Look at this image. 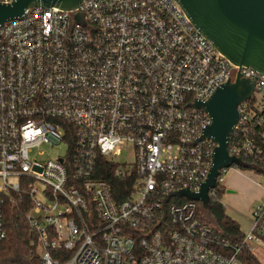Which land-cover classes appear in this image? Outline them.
I'll return each instance as SVG.
<instances>
[{
	"label": "built area",
	"instance_id": "obj_1",
	"mask_svg": "<svg viewBox=\"0 0 264 264\" xmlns=\"http://www.w3.org/2000/svg\"><path fill=\"white\" fill-rule=\"evenodd\" d=\"M75 11L34 7L0 26V240L5 207L24 203L41 264L264 263V199L240 241L186 196L169 198L161 222L166 195L198 191L212 167L216 143L200 139L211 119L192 104L238 73L255 90L229 150L264 154V75L227 59L177 0H83ZM45 145L65 151L51 158ZM102 175L127 182V197Z\"/></svg>",
	"mask_w": 264,
	"mask_h": 264
},
{
	"label": "water",
	"instance_id": "obj_2",
	"mask_svg": "<svg viewBox=\"0 0 264 264\" xmlns=\"http://www.w3.org/2000/svg\"><path fill=\"white\" fill-rule=\"evenodd\" d=\"M83 0H12L0 3V26L6 21L22 17L34 7L57 6L65 11H75ZM188 19L210 40L213 45L233 64L252 67L264 75V0H177ZM77 21L86 23L84 14L74 12ZM255 83L238 73L229 79L207 100H198L192 105L202 108L211 119L200 139L205 137L216 143L212 167L208 177L198 191L189 188L172 191L163 201L164 216L169 198L186 196L198 200L206 210V216L216 223L212 216L210 189L219 186L217 178L221 169L232 166L253 168L254 164L232 155L229 150L231 135L239 119L238 106L250 98ZM228 190V193H233ZM217 224V223H216Z\"/></svg>",
	"mask_w": 264,
	"mask_h": 264
},
{
	"label": "trees",
	"instance_id": "obj_3",
	"mask_svg": "<svg viewBox=\"0 0 264 264\" xmlns=\"http://www.w3.org/2000/svg\"><path fill=\"white\" fill-rule=\"evenodd\" d=\"M235 135L230 138V146L234 144ZM254 164L253 168L240 169H253L257 173L264 176V154L257 157H251L247 159ZM111 183L115 198L118 201L126 198L127 195L122 193V188L129 186L127 182H119L110 180L109 176H103ZM224 190L222 185L217 189V199L212 202V216L215 219L220 234L235 241H240L245 232L241 230L239 223L234 220L225 210L223 204L220 201V196ZM6 208V225L7 236L0 240V262L15 263V264H41L39 259V250L32 244L34 238V232L30 229L27 221L25 220V214L29 210L28 205L24 203L11 204ZM249 264H264L261 259L255 255H248L246 257Z\"/></svg>",
	"mask_w": 264,
	"mask_h": 264
},
{
	"label": "rangeland",
	"instance_id": "obj_4",
	"mask_svg": "<svg viewBox=\"0 0 264 264\" xmlns=\"http://www.w3.org/2000/svg\"><path fill=\"white\" fill-rule=\"evenodd\" d=\"M256 100L254 102V108L259 110L263 107L262 97L255 94ZM44 148L48 151L51 158H55L57 155L64 153V147L62 146H50L45 145ZM128 158L127 156H124ZM240 170L246 172L239 177L242 182L240 186H237L234 183V180L231 178L234 172ZM16 178H10V181L15 182ZM237 181V180H236ZM223 187V194L220 196V201L223 204L226 212L233 218L235 217L241 224L244 230L249 229L246 215L249 211H252V208L255 204L263 201L264 194V176L257 173L253 169H240L237 166H232L227 168L225 173V181L221 184ZM228 190H233V193H228ZM261 197V198H260ZM251 213V212H250ZM260 254V251H258Z\"/></svg>",
	"mask_w": 264,
	"mask_h": 264
},
{
	"label": "crops",
	"instance_id": "obj_5",
	"mask_svg": "<svg viewBox=\"0 0 264 264\" xmlns=\"http://www.w3.org/2000/svg\"><path fill=\"white\" fill-rule=\"evenodd\" d=\"M246 174V172H242V171H240V170H237L236 172H234L233 173V175L231 176V178L234 180V183L233 184H236L237 186H240L241 185V182H242V180H241V178L239 177L240 175H242V174ZM237 180V181H236ZM261 196H264V194L263 195H261ZM261 198V197H260ZM264 198V197H263ZM251 211H249V213L246 215V220H247V222H248V225H249V228H250V226H251V213H250ZM233 219L234 220H236L238 223H239V221L235 218V217H233ZM239 225H240V228H241V230L242 231H244V232H246V231H248V230H244L243 228H242V226H241V224L239 223Z\"/></svg>",
	"mask_w": 264,
	"mask_h": 264
}]
</instances>
